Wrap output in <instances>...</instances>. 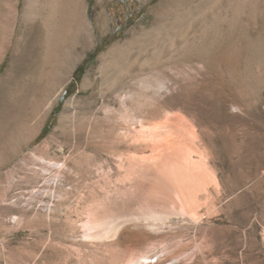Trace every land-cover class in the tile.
Returning <instances> with one entry per match:
<instances>
[{
	"label": "rangeland",
	"instance_id": "obj_1",
	"mask_svg": "<svg viewBox=\"0 0 264 264\" xmlns=\"http://www.w3.org/2000/svg\"><path fill=\"white\" fill-rule=\"evenodd\" d=\"M161 1L87 0L92 22L106 12L109 23L96 28L94 44L79 55L64 92L43 118L39 111L46 97L37 102L34 92L45 47L36 48L24 68L0 85L1 148H11L26 124L42 119L41 131L49 124L41 138L40 131L13 146L0 166V264H152L154 257L153 264H264V38L254 29L246 38L224 27L218 44L207 50V64L196 56L174 60L168 71L174 87L169 101L150 96L152 88L143 94L137 87L132 91L135 81L106 97L82 88L98 57L127 38L135 25H150ZM15 3L0 0V51L18 37L0 62V79L29 23L22 17L25 0L18 10ZM263 20L264 15L257 17L259 24ZM92 53L84 72L75 76ZM94 76L98 92L100 73ZM129 92L131 111L164 136L134 142L127 135L133 122L119 116L127 109L120 97ZM73 96L79 101L65 111ZM169 149L175 155L190 150L197 160L202 156L216 175L215 184L188 195L187 207L177 204L175 193H163V199L148 193L158 181L153 174L145 183L120 180L123 157L126 162L130 155L161 157L170 155ZM5 186L10 188L2 193ZM188 209L198 210V217Z\"/></svg>",
	"mask_w": 264,
	"mask_h": 264
},
{
	"label": "bare ground",
	"instance_id": "obj_2",
	"mask_svg": "<svg viewBox=\"0 0 264 264\" xmlns=\"http://www.w3.org/2000/svg\"><path fill=\"white\" fill-rule=\"evenodd\" d=\"M20 2L21 0H16V10H18ZM156 9L157 12H154L156 17L150 25H135L130 30V35L127 38L115 43L108 51L98 57V65L90 70L83 80V89L92 88V95L96 96L95 94L99 93L101 97H106L108 93H117L124 85L135 81L136 86L133 83L130 85L131 88L134 86L132 91L135 92L134 89L137 87L144 91L143 94L146 90L152 88V92L148 93L150 96H161L162 98L159 97L160 100L169 101L174 87L170 77L171 74L168 71L174 60H187L191 56H196L204 62L203 64H207V50L218 44L217 40L222 36L224 27H227L230 33L240 30L242 35H247L251 33L250 29H254L260 39L264 38V20L262 24L257 21L259 15H264V0H162ZM107 15L106 12H100L94 24L88 15L87 0H25L22 17L29 23L27 24L28 28L25 36L21 35L19 39H22L23 42L22 37H25V45L23 46L21 42L24 47L22 50L19 47L20 41L18 40L19 42L15 43L12 59L4 75L5 77L0 79V85L7 82L14 72L17 73L24 68L36 48L45 47L48 53L34 92L37 102L46 97V102L39 111L42 113L41 118H43L45 112L52 109L64 92V81L72 72L74 65L77 64L76 61L79 55L94 44L96 28H105L108 25ZM15 32L16 25L13 28V35ZM191 32L192 36L190 37ZM246 38H249V34ZM14 40L15 37L12 36L8 45L0 51V62L5 59ZM244 41L246 40L244 39ZM191 45L193 46L191 47ZM233 46H240V44L233 43ZM54 51L56 53L52 57ZM96 72H99L101 77V83H99L101 88L98 92L96 89L100 85L97 86L98 78L94 76ZM159 73L163 74L162 78H159L160 80L156 76ZM146 80H152V83H155L144 84L147 82ZM185 93L187 94V92ZM132 97L133 95L130 92L120 97V101L124 106H127V109L122 114L119 112L118 115L121 114L119 117L126 120V122L131 120L134 125L128 128L127 135L131 136L134 142L139 138H145V140L150 138L153 142L156 141L154 139L162 135L163 130L159 127L147 126L137 114L131 111L132 108L129 107L126 101L129 98L132 99ZM78 101L77 97H71L65 105V111ZM37 102H35L36 106H38ZM41 123L42 119L31 126L26 124L25 132L20 135L16 143L10 144L11 148H7L5 145H2L5 149L0 147V166L7 162L12 149L14 150L17 144L25 143L33 135L40 133ZM13 138L12 140L15 142ZM170 150H168L170 155L169 152L166 153L168 155L164 154L161 157L157 155L160 158L157 156L155 158H137L130 155L125 157L128 163L123 160L124 157H121L122 160L118 159L120 161L119 168L123 172L120 179L121 183L127 181L145 183L148 181V177L153 174L158 181L148 193H158L155 194V199L158 196L159 199L164 198L163 195L161 196L163 193H175L178 197L177 204L181 207L187 205L188 195L199 193L210 184H215L214 182L217 181L215 180L216 175L204 163L205 160L202 159V156L197 160L194 159L190 150L184 151L185 153L181 152L183 154L180 153V155H175V151L172 150L171 152ZM195 152L193 153L196 154ZM9 178L8 176L7 181L11 183ZM9 188V186H5L2 193H7ZM194 209H188L186 212H190L192 217L197 218L198 210L194 211ZM89 219L87 225L93 221V219L92 221L91 218Z\"/></svg>",
	"mask_w": 264,
	"mask_h": 264
},
{
	"label": "trees",
	"instance_id": "obj_3",
	"mask_svg": "<svg viewBox=\"0 0 264 264\" xmlns=\"http://www.w3.org/2000/svg\"><path fill=\"white\" fill-rule=\"evenodd\" d=\"M92 55H93V53L91 54L90 57H88V58H87L82 64H80V65L77 67V69H76V71H75V76H76L78 73H83V72H84V70L86 69L85 64H86L87 60H88L89 58L92 57ZM71 84H72V83H71ZM71 84H70V86H71ZM66 97H67V91H66V92L63 94V96L61 97L60 105H58V106L54 109V111H53V113H52V116H53V117L56 116V115L58 114V112L60 111L61 105H62V103H63V101H64V99H65ZM48 130H49V124L45 125V127L42 129V131H41V133H40V135H39V138H41L42 136H44V135L48 132Z\"/></svg>",
	"mask_w": 264,
	"mask_h": 264
},
{
	"label": "built area",
	"instance_id": "obj_4",
	"mask_svg": "<svg viewBox=\"0 0 264 264\" xmlns=\"http://www.w3.org/2000/svg\"><path fill=\"white\" fill-rule=\"evenodd\" d=\"M157 261H158V259L156 257H154V258L151 259L150 263L153 264V263H156Z\"/></svg>",
	"mask_w": 264,
	"mask_h": 264
}]
</instances>
